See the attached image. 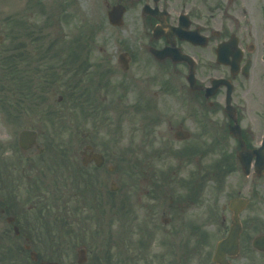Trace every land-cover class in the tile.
Segmentation results:
<instances>
[{
  "label": "flooded vegetation",
  "instance_id": "af4514ba",
  "mask_svg": "<svg viewBox=\"0 0 264 264\" xmlns=\"http://www.w3.org/2000/svg\"><path fill=\"white\" fill-rule=\"evenodd\" d=\"M52 1L65 10L72 4V0ZM102 5L106 23L119 32V40L113 68L95 65L99 85L91 78L92 42L82 40V62L76 61L79 57H63L59 50L55 53L61 59L58 71L68 75L62 85L66 92L72 84L84 82L87 121L68 125L83 130L67 141L58 136L57 104L41 113L43 92L58 82L56 60L51 57L48 62V56L39 52L40 36L30 24L4 27L3 75L20 99L12 121L35 131L38 148L21 152L25 160H11L0 151V255H38L47 250V240L64 234L90 240L87 248L82 246L90 253L108 221L113 222L116 258L115 263L102 264H216L212 256L226 234L212 240L202 231L201 176L209 168L190 166L215 152L212 145H202L205 137L238 143L229 132L232 126L241 129L247 146L262 140L264 0H102ZM112 8L119 15L118 25L109 22ZM13 76L19 78L18 89ZM32 86L39 94L35 102L23 105L26 98L34 99L29 93ZM107 89L122 93L114 104L117 119L131 127L126 154L133 160L127 169L132 183L121 181V141H109L101 120L94 121L98 114L107 118L106 110L112 109L110 99L107 104L108 97L101 98ZM124 99L129 103L126 108ZM155 102H160L162 119L154 118ZM59 141L66 143V152H58ZM59 158L74 170V178L61 186L68 195L62 200L65 222L58 226L54 171ZM169 158L179 161L172 173L149 162ZM208 166L223 174V151ZM146 176L147 184L138 183ZM244 211L239 249L227 258L228 264H249L252 252L264 259V253L251 247L250 221L242 218ZM230 219V212L221 216L222 223ZM215 220L212 213L208 225Z\"/></svg>",
  "mask_w": 264,
  "mask_h": 264
},
{
  "label": "rangeland",
  "instance_id": "374dc122",
  "mask_svg": "<svg viewBox=\"0 0 264 264\" xmlns=\"http://www.w3.org/2000/svg\"><path fill=\"white\" fill-rule=\"evenodd\" d=\"M34 1L35 0H0V57L4 53L3 47L7 45V43L4 42L6 38L3 37L5 25L7 23L14 25L19 20H25L27 24H30L31 27L38 30L37 35L40 36L39 40L42 44V48L39 52L42 55L46 54V56H43L44 58L48 56V59H46L48 62L58 50L61 51L62 56L65 57L72 48H76L75 51L80 54V57L77 58L76 61L82 62L85 47H79L78 45L80 43L79 40H82L87 36L84 40L92 42L88 47V54L90 57L89 63L90 65H93L94 69L91 78L92 81L96 79L97 81L94 83L99 85L100 77L96 72V69L98 70V68L95 65L98 64L104 68L112 66L113 68V61H115L117 57L116 50L119 40V32L110 28L106 23L102 0H72V4L69 6L68 10L62 11L61 13H59L57 6L52 0H39L41 7H37V3L34 5ZM53 43L56 44L48 47V44L51 45ZM103 49L105 51H103ZM55 60L56 59H53L52 62ZM1 64L2 61L0 60V87L4 85L9 89L0 91V97H6L10 102V106L0 100V147L2 148V151L7 153L6 155L9 156V158L13 159L15 154L19 151L17 146V132L23 129L19 120L12 121V117L14 119V117L18 116V111L14 109L13 105L20 99L13 91L11 82L1 75L5 70ZM43 66L44 63H42V67ZM58 68L59 64H55V69L57 71ZM115 71H117V68ZM122 78L124 81L125 75H123ZM16 82L18 81L16 80ZM63 83V80H60L55 84L53 89H47L43 92L44 100L41 104V113H45L51 103L57 104L56 121L59 126L57 127L58 136L61 140L67 141L69 137H74L76 134L81 136L83 130L81 127L69 128L68 125L73 124L75 121H87V117L84 115L82 104L78 103L73 107L70 106L66 90L62 86ZM110 83H115V77L110 80ZM82 84L84 86V82ZM125 87L129 88V84L127 83ZM107 90L101 92L103 93L101 98L107 96L108 99L105 102L108 104V100L110 99L112 102V109L111 111L106 110L105 116H107V118L98 114L94 121L97 122L101 120L102 132L105 133L107 138H111L109 141H114L119 138L122 145L121 152H124L127 150L126 146L130 141L131 127L117 119L116 107L114 104V99L122 93L120 91ZM29 93L34 99L31 100L26 98L21 102L23 105L30 101L35 102V98L39 94L34 91L33 86L30 88ZM59 96H62L61 101H58ZM100 103L103 104L104 102L102 103L100 101ZM159 104L160 102H155L158 111V113H155L154 115L155 119H162V107ZM122 105L126 108V106H129V103L125 102L124 99ZM202 145L205 147L212 145L213 148H215V152L213 154H205L195 163L192 161L191 168L200 165L201 168L204 169L203 167L215 161L216 157L219 156L222 151L234 154L237 150L236 142L231 138H226L223 142H214V140L205 137L202 139ZM123 156L125 159L120 164L123 169L121 173V181L122 183H132V176L126 171V169L131 168L132 161L129 155ZM231 159H233L234 164L233 172L227 174L224 180L221 181L223 186L220 189L216 188L217 181L212 177L207 179L204 186L201 188L202 231L208 232L212 240L225 234L229 220H227L226 223H222L221 216L228 215L229 212L221 210V205L226 204L231 197L236 195L245 196L250 200L249 206L242 214L243 219H249L250 221L247 230L250 238L260 232H264V175L257 178L251 172V174L246 177L241 172L239 165L235 163L233 156ZM149 162L153 167L163 169L169 173H172V171L179 166V161L174 160L173 158L150 159ZM155 163L157 166H155ZM168 167H172V169L169 170ZM68 171L69 169L67 168L58 167L54 171L58 189H60V184L70 182L71 177L68 175ZM170 177L176 179L178 178V175L173 176L171 174ZM148 178L149 176H146V181L141 180L140 182L138 181V183L143 185L147 184L149 182ZM62 195V199H66L68 193H63ZM56 204L57 211H59L58 206L61 205V201H59L58 197ZM212 213L216 214V220L214 225L210 227L207 222L208 217L211 218ZM58 215L59 217L65 216V214L61 212L58 213ZM108 215L110 216L111 212L108 213ZM171 228H173L172 225H170V230ZM113 231L114 228L111 224L104 223V229L102 230V233L104 234L98 238L99 243H95L94 240V246L91 248V252L87 254V261L84 264H101L103 262L115 263L116 256L114 243L111 244V248L107 247L110 241L114 242V239L111 238ZM60 239L62 242L57 246L58 249L51 251L44 249L41 250V255H39L41 261L38 264H44V262L48 260L56 261L58 264H77V249L82 244L86 247L87 243L90 241L88 239L81 240L78 238L75 241L77 242L75 248H73L71 246L73 242L67 243L64 238ZM88 249H90V247H88ZM211 250L210 252H212ZM106 253H109L110 255L109 258L105 259L104 256ZM252 255L253 257L249 264H264V259L256 253L252 252ZM99 257H102L100 261H98Z\"/></svg>",
  "mask_w": 264,
  "mask_h": 264
},
{
  "label": "water",
  "instance_id": "95a60500",
  "mask_svg": "<svg viewBox=\"0 0 264 264\" xmlns=\"http://www.w3.org/2000/svg\"><path fill=\"white\" fill-rule=\"evenodd\" d=\"M115 16H112L111 19H115ZM234 129V128H233ZM234 136H237L240 141V152L239 159L243 165L244 171L248 173L250 163L254 158V170L257 172V175H261L264 172V139L259 148L255 149H246L244 147L243 142L240 138V131H233ZM27 131H23L19 136V145L23 149H27L31 145V141L33 140L34 135ZM247 204V200L244 199H233L229 204V208L233 210V224L230 227V232L225 240L219 243L216 254L214 256V260H216L219 264H224L222 261V257L225 253H233L237 249V240L240 232V223L238 220V212ZM253 245L261 250H264V235L255 239ZM80 258L78 259V263H82L85 260L83 250L79 251ZM32 259H35V254L31 255ZM48 264H56V263H48Z\"/></svg>",
  "mask_w": 264,
  "mask_h": 264
}]
</instances>
